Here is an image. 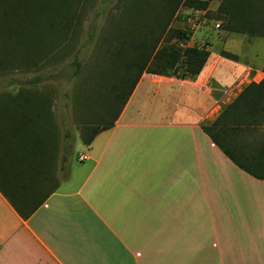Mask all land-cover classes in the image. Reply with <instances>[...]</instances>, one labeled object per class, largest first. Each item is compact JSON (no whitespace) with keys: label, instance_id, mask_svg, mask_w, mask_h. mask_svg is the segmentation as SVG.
<instances>
[{"label":"crops","instance_id":"obj_1","mask_svg":"<svg viewBox=\"0 0 264 264\" xmlns=\"http://www.w3.org/2000/svg\"><path fill=\"white\" fill-rule=\"evenodd\" d=\"M211 1L209 15L220 0ZM258 37L223 25L195 28L186 43L206 42L201 71H143L113 125L78 151L88 157L76 152L73 164L72 154L59 181L55 162L27 217L0 187V264H264V176L219 144L242 145L261 162L264 122L215 124L249 82L264 77V60L246 57ZM23 110L0 103L1 161L41 156L40 122L19 120ZM2 169L0 162V182Z\"/></svg>","mask_w":264,"mask_h":264},{"label":"trees","instance_id":"obj_2","mask_svg":"<svg viewBox=\"0 0 264 264\" xmlns=\"http://www.w3.org/2000/svg\"><path fill=\"white\" fill-rule=\"evenodd\" d=\"M111 1L0 0V89H10L0 92V103L20 105L24 110L19 120L41 125L39 159L31 151L25 159L0 160L4 174L0 187L23 217L43 200L42 185L53 179L55 162L59 174L64 171L61 176H66L74 153L71 131L61 129L54 112L56 70L72 65L67 77L73 79L69 93L73 103H88L91 98L105 117L100 124L82 127L80 138L89 144L99 130L113 125L143 71L195 76L209 57L206 47L185 43L186 29L170 25L174 16H181V4L205 8L209 0ZM213 13L228 30L264 36V0H220ZM81 31L89 41L98 42L99 34L95 35L100 31L105 54L95 49L86 63L76 53L67 60ZM226 121L237 129H255L264 122V77L249 82L215 124ZM219 144L241 167L264 176V157L256 162L244 155L242 145Z\"/></svg>","mask_w":264,"mask_h":264},{"label":"rangeland","instance_id":"obj_3","mask_svg":"<svg viewBox=\"0 0 264 264\" xmlns=\"http://www.w3.org/2000/svg\"><path fill=\"white\" fill-rule=\"evenodd\" d=\"M115 3V0L111 1V4ZM108 8H110L107 5ZM211 7H215V1H211ZM115 8H112L111 11H114ZM212 9V8H211ZM214 9V8H213ZM179 14H183L186 11L191 10V7L185 6L181 4L178 8ZM211 17L216 18L217 20H220V18H217L213 10H209ZM106 13V12H105ZM101 23L105 22V16L103 15V18L100 21ZM171 26L175 27H183L185 26V22L182 20V16H174L170 21ZM207 24L203 25L206 27ZM98 27H101V24L98 25ZM202 27V26H199ZM222 27V24H220L219 28ZM99 34V42L97 39H93L92 41H89L88 35L85 34V32L81 31L80 37L74 41V48L70 49L67 55V60L71 59L73 54L76 53V56L78 59L83 61V63L88 62L89 57L91 56V52H93L95 49L100 51L101 49H105V43L104 38H101V32L96 31L95 37L97 38V35ZM87 36V38H86ZM254 49H258V54H251ZM249 53H246V57L249 59H252L256 62H261L264 60V37H258L257 40L254 42V44L250 45L248 47ZM75 51V52H74ZM105 54V51H104ZM56 61V60H55ZM58 64V63H57ZM73 69L72 65H65L62 67V70L55 71L56 78H55V102H54V112L56 115V121H58L59 125L61 126V129L65 126L70 129L72 134V139L74 140V153L71 162L77 163L76 159V152L79 150H86V144L81 140V131L82 127L85 125H95L100 124L101 121L105 119V117H102L98 114V104L94 103V101L91 98H88L89 102L84 103L82 102H74L70 96V92L72 90L73 79L68 80V71ZM35 72V71H33ZM46 76H51L48 71L45 72ZM53 77V76H52ZM79 78V77H78ZM77 80V79H76ZM79 153V152H78ZM77 153V154H78ZM64 172V171H63ZM61 171L59 176L63 174Z\"/></svg>","mask_w":264,"mask_h":264},{"label":"built area","instance_id":"obj_4","mask_svg":"<svg viewBox=\"0 0 264 264\" xmlns=\"http://www.w3.org/2000/svg\"><path fill=\"white\" fill-rule=\"evenodd\" d=\"M182 20L185 22V26L182 28L186 29V34H188V38L185 40V43L190 38L192 31L202 25H213L214 27L220 26V21L212 18L206 8L201 7H192L191 10L186 11L182 15ZM200 47H206V42L204 40H199L195 42ZM88 157V153L86 151H81L77 154L78 159H85Z\"/></svg>","mask_w":264,"mask_h":264}]
</instances>
